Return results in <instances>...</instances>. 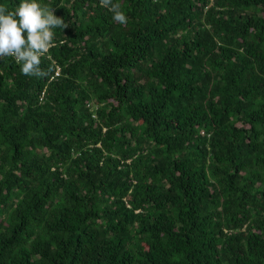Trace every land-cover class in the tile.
Returning a JSON list of instances; mask_svg holds the SVG:
<instances>
[{"label": "trees", "instance_id": "trees-1", "mask_svg": "<svg viewBox=\"0 0 264 264\" xmlns=\"http://www.w3.org/2000/svg\"><path fill=\"white\" fill-rule=\"evenodd\" d=\"M41 2L47 76L0 57V264H264V0Z\"/></svg>", "mask_w": 264, "mask_h": 264}, {"label": "clouds", "instance_id": "clouds-1", "mask_svg": "<svg viewBox=\"0 0 264 264\" xmlns=\"http://www.w3.org/2000/svg\"><path fill=\"white\" fill-rule=\"evenodd\" d=\"M112 13L113 23L126 27L128 20L113 0H100ZM67 25L41 0H18L14 9L0 2V57H13L26 76L46 77L41 57L55 42V29Z\"/></svg>", "mask_w": 264, "mask_h": 264}, {"label": "built area", "instance_id": "built-area-1", "mask_svg": "<svg viewBox=\"0 0 264 264\" xmlns=\"http://www.w3.org/2000/svg\"><path fill=\"white\" fill-rule=\"evenodd\" d=\"M56 75H58V72L56 73Z\"/></svg>", "mask_w": 264, "mask_h": 264}]
</instances>
